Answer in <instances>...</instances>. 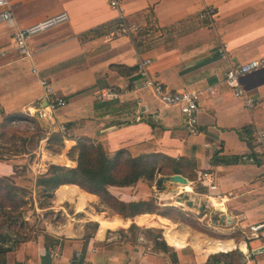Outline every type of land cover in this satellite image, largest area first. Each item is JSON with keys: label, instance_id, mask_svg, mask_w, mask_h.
Returning a JSON list of instances; mask_svg holds the SVG:
<instances>
[{"label": "crops", "instance_id": "1", "mask_svg": "<svg viewBox=\"0 0 264 264\" xmlns=\"http://www.w3.org/2000/svg\"><path fill=\"white\" fill-rule=\"evenodd\" d=\"M7 2L12 23L0 20V125L6 120L10 121L6 127L32 123L41 135L39 146L46 147L41 149L43 153L34 151L37 156L28 162L27 177L35 180L62 157L65 166L76 167L68 153L77 140L93 142L109 158L122 151L132 158L154 156L186 162L192 176L183 174L182 168L179 175L188 182L184 186L169 183L189 198L183 202L187 204L177 206L203 216L213 230L222 221L227 231L236 232L239 238L197 241L232 245L227 252L203 256L193 247L196 241L186 250L171 247L165 240L169 248L165 253L151 249L143 240L129 243L110 232L122 228L106 229L103 235L91 232L84 225L94 222L90 210L97 197L75 185H64L75 188L79 195L70 196L67 189L58 200L60 186L49 209L63 211L67 224L49 225L44 231L60 241L56 245L59 256L50 258L43 237L37 236L6 247V264H72L73 256L84 246L83 264H264V231H250L264 222V145L256 144L252 137L256 126L264 128V63L239 79L245 97L252 100L250 109L223 83L230 66L264 61V0H121L125 22L145 28L128 35L119 32V11L110 8L108 0ZM204 9H212L214 15L201 19ZM3 10L0 8V13ZM60 13H65L67 20L32 37L30 56L21 57L13 43L14 28ZM141 58L150 59V76L168 90L200 91L196 134L184 129L177 107L163 105L149 89H135L142 81L136 73ZM40 79H46L55 95L66 100L54 114L55 122L65 126L63 135L57 129L50 132L44 121L29 116L41 102ZM105 87L113 88L117 97L96 100V92ZM55 140L60 149L56 155L46 150ZM45 156L48 165L42 159ZM243 157L254 158V162ZM23 158L12 156L10 163L0 162V177L15 179L11 164H21ZM204 172L211 178L201 182ZM196 184L202 190H196ZM209 184L216 185L215 192ZM128 188L134 186L118 189ZM216 193L222 200L214 198ZM143 194L146 196V191ZM64 204L71 207V214ZM144 215L154 221V216ZM154 222L151 227L163 228ZM131 224L135 223L130 221L126 229ZM3 242L7 241L0 244Z\"/></svg>", "mask_w": 264, "mask_h": 264}, {"label": "rangeland", "instance_id": "2", "mask_svg": "<svg viewBox=\"0 0 264 264\" xmlns=\"http://www.w3.org/2000/svg\"><path fill=\"white\" fill-rule=\"evenodd\" d=\"M142 29L143 27L136 26L133 32L137 34L139 32L145 31V28L144 30ZM38 130V127H36L32 123L16 127L0 128V162L10 163V161L12 160V156L21 155H24L23 161L25 160L21 164H11L15 172V179L14 176L0 177V243L1 241H7L5 243L3 242V244H0V252L2 253H5L4 250L8 246L16 247L17 238L26 241L32 238H36L37 236H43L45 234L48 235L44 231L47 227H49V225L56 226L59 224L61 226L67 224V216L65 214L62 215L63 211L60 212L57 209H49L52 201L54 200V197L50 201L37 194L34 189V180L27 177L28 162H30L37 156L34 151H41V153H43L41 149H43L44 147H40L38 142L41 136ZM46 150L56 155L60 151L58 141H56L55 143L53 142V145ZM43 157L42 159H44V161H46L47 163L48 160H45L46 156L45 158ZM75 157L76 155L74 154L73 159ZM57 161L58 164L55 165L67 167L63 164L64 162H62L64 161L63 157L62 159L60 158ZM176 162L179 165L178 168H182L181 171L183 172V174L188 177L192 176V169L190 167V164L181 161ZM48 164L49 163H47V165ZM170 164V159L158 160L156 166L157 168L161 167V170L159 171V175H155V178L152 182L141 180L137 184L133 185L134 189L115 188L111 191L113 195H115V198L120 201L130 202L133 200L137 201L138 199L150 201L153 200L156 201L159 207H164V205L167 204L168 207L184 213L186 217L182 219L181 217L173 214L172 217L177 220V222L174 223L166 218L161 217L158 214L152 216H158L162 219L167 220V222L171 225L170 227L173 228V231L177 235L185 236L190 239L191 243L189 245L191 246L192 242L194 241H223L228 240V238L232 236L236 239L239 238L236 232H228L227 225L222 221L216 223L218 227H216V230H213V228H208L206 224L207 219L203 218V216L199 218V214L197 215L192 211L183 210L184 208H180L179 206H177V203L187 204L183 202L188 200L189 198L184 196V194H178L180 190L174 189L176 185H170L168 182L164 181L161 182L160 185L156 184V181L158 179L171 176L169 174V172L171 171ZM11 185L16 186L17 190L13 192L9 191V186ZM195 189L202 190L199 184L195 185ZM143 191H146V196L145 194H143ZM139 192H141L142 194H139ZM41 203H45V207L40 208L39 205ZM48 205L50 206L46 207ZM91 205L92 209L90 211H92L93 213L92 218H90L94 222L85 223V229H90L91 232L97 231L98 222L95 221V218H97L98 216L107 220L113 219L114 223L109 229H122L110 232L121 236L123 241H128L129 243H138L139 241L143 240L145 242V245L152 246L151 249L163 250L161 248L162 243H165L163 229L157 227L139 228L138 226V228L132 227L126 229V227L129 226L130 221L115 213H112L105 204L100 203V200L98 198L97 200H95V204L91 203ZM63 207L68 214H71L72 210L69 205L64 204ZM90 211L88 212V214H90ZM200 215H202L201 212ZM120 218H123V220ZM81 220H84V218ZM94 223L97 224V227H93ZM118 223L119 225H117ZM9 241H11V243ZM168 249L164 252L169 253ZM169 255V258L171 260V256L173 258V255L171 253Z\"/></svg>", "mask_w": 264, "mask_h": 264}, {"label": "trees", "instance_id": "3", "mask_svg": "<svg viewBox=\"0 0 264 264\" xmlns=\"http://www.w3.org/2000/svg\"><path fill=\"white\" fill-rule=\"evenodd\" d=\"M9 122L10 121L6 120L4 124L0 125V128L6 127ZM22 123H24L22 125H28V123ZM56 141L57 140H55V142ZM74 154L76 155V158L73 159ZM68 157L76 161V167L69 168L68 166L64 167L50 164L47 172L42 175H38L34 180V189L37 194L51 201L54 197L55 191L60 186H63L57 191L58 200H62L63 194L67 189H70L68 192L70 196L78 194L75 188L69 186L65 187L64 185H75L82 191L95 195L100 200V203L105 204L112 213H115L128 221H132L139 227H151L155 225L154 221L156 220L163 226L162 229L164 231L165 240L171 247L179 246L188 250L189 244L187 237H178L174 235L172 233L173 228L170 227L171 225L167 222V220L154 216V221H152L151 216L144 215L158 214L174 223L177 222V220H175L172 215L175 214L182 219L186 217L184 213L168 206L159 207L156 201L153 200L130 202L120 201L115 198V195H113L109 190L111 187H130L140 180L152 182L155 175H159V171L161 170V167L157 168L156 166L158 160L153 159L156 157L141 156L132 158L125 152L120 151L112 158H109V156L99 146L88 140H77L76 145L69 151ZM170 163L171 171L169 174H181L176 160L170 159ZM15 190H17L16 186H9V191L13 192ZM44 204L45 203H41L39 207H45ZM49 206L50 205L46 207ZM136 225L131 224L129 228H138ZM94 226L97 227V224L94 223L93 227ZM42 237L44 240V248L47 252H49L53 246L60 244L58 239L49 235L45 234ZM16 241V244H18L24 240L17 238ZM193 247L203 256L210 253L227 252L232 249L231 243L220 241L196 242L193 243ZM161 248L163 251H167L168 249L165 243H162ZM84 256L85 246L77 257L73 256L72 264H83ZM0 264H6L5 255L2 252H0ZM15 264L20 263L16 262Z\"/></svg>", "mask_w": 264, "mask_h": 264}, {"label": "built area", "instance_id": "4", "mask_svg": "<svg viewBox=\"0 0 264 264\" xmlns=\"http://www.w3.org/2000/svg\"><path fill=\"white\" fill-rule=\"evenodd\" d=\"M120 3L121 0H108L109 7L119 11V32L128 35L135 30V27L133 25H128L123 19V16L120 13ZM0 8H4V10L0 13V20L11 24L12 13L8 8L7 0H0ZM213 15L214 11L212 9H204L200 12L199 17L201 19H204L205 17H212ZM66 20L67 15L65 13H60L28 27H15L13 30L12 38L17 53L21 57H29V40L37 34H40L52 27L64 23ZM263 63L264 61L258 59L250 60L243 64L230 66L224 73L223 83L232 91L235 98H241L243 100V105L246 108L250 109L253 103L250 98L245 97L244 92L240 87L239 79L243 75L258 69L263 65ZM150 64L151 61L148 58L138 59L136 64V73L141 77L142 81L140 86H135V89H149L156 97V99H158V101L163 105L177 107L180 116L182 117L184 129H186L190 134H196L200 91L189 89H184L181 91L168 90L162 82L150 76ZM39 83L42 89L41 102H43L44 105H41L40 102L39 106L35 108L34 111L29 113V116L36 120L44 121L46 123L47 129L50 132H53V130L57 129L63 135L66 131L65 126L62 124H57L55 122L54 114L57 112V110L63 108L67 104L66 100L55 95L51 85L46 79H40ZM207 91L213 93L210 88L207 89ZM116 97V91L110 87L102 88L95 94V98L98 101H109L113 100ZM252 137L256 144L264 145V128H259L256 126L252 131ZM242 159L245 161L247 160L248 162H254V158L243 157ZM201 176V182H204V180L207 178H211V174L207 172L202 173ZM208 188L213 192H215L217 189L216 185L214 184H209ZM213 196L215 199L219 200H222L223 198L217 193ZM250 231H252L253 233L264 231V222L254 225L250 228ZM48 254L50 258H57L59 256L58 247L53 246Z\"/></svg>", "mask_w": 264, "mask_h": 264}, {"label": "water", "instance_id": "5", "mask_svg": "<svg viewBox=\"0 0 264 264\" xmlns=\"http://www.w3.org/2000/svg\"><path fill=\"white\" fill-rule=\"evenodd\" d=\"M175 183V184H186L188 181L179 174H174L168 177L160 178L156 181L157 185H160L161 182Z\"/></svg>", "mask_w": 264, "mask_h": 264}, {"label": "bare ground", "instance_id": "6", "mask_svg": "<svg viewBox=\"0 0 264 264\" xmlns=\"http://www.w3.org/2000/svg\"><path fill=\"white\" fill-rule=\"evenodd\" d=\"M62 162H64V161H62ZM180 185H183L184 186L185 184H180ZM95 219L98 222V226H99L97 232H98V234H102V235H103L104 231L106 229L111 228L112 225H113V223H114V220L113 219L107 220V219H104V218L99 217V216L97 218H95Z\"/></svg>", "mask_w": 264, "mask_h": 264}]
</instances>
